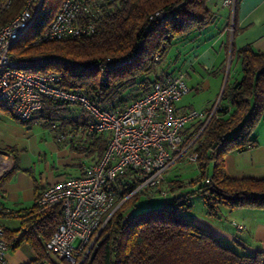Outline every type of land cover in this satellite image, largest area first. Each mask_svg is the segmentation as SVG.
<instances>
[{"label": "trees", "instance_id": "trees-1", "mask_svg": "<svg viewBox=\"0 0 264 264\" xmlns=\"http://www.w3.org/2000/svg\"><path fill=\"white\" fill-rule=\"evenodd\" d=\"M24 1L13 0L6 17L13 16ZM208 1L99 0L92 14L78 17L80 23L92 24L91 33L33 44V39L49 25L62 2L43 0L30 26L32 31L16 40L12 55H41L52 59L40 69L59 71L61 86L87 95L98 107L120 111L147 92L161 76L175 74L171 72L175 69H168L170 63L183 62L185 52L201 30L214 20ZM156 11L163 12L164 17H155ZM232 54L240 62L241 78L233 83L226 81L214 114L199 134L201 121L185 127L187 140L197 134L192 146L197 153L198 174L187 184L199 192L211 216H218L222 207L264 208V178H234L224 170V156L252 145L250 135L264 118V51L256 52L247 44ZM107 57L121 64L104 75L96 65H90ZM164 59L166 63L160 66ZM64 105L67 104L45 100L41 109L49 114ZM0 112L12 115L2 102ZM30 121L20 122L27 125ZM84 134L88 144L75 148L87 155L94 153L98 159L109 135L87 131ZM4 151L15 157L14 147H6ZM127 176H120L116 183L122 197L133 187L123 179ZM179 186L175 184V188ZM38 197L22 213L15 212L20 217L19 227L15 230L2 227L3 237L8 248L16 249L25 242L36 251L37 257L25 264H58L46 251L45 243L60 221V206L39 205ZM138 197V194L129 196L112 213L100 230L89 258L81 264H264L261 251L253 254L237 251L194 223L187 214L191 204L186 200L171 199L162 206L132 212ZM11 214H14L11 210L0 207V218Z\"/></svg>", "mask_w": 264, "mask_h": 264}, {"label": "built area", "instance_id": "built-area-1", "mask_svg": "<svg viewBox=\"0 0 264 264\" xmlns=\"http://www.w3.org/2000/svg\"><path fill=\"white\" fill-rule=\"evenodd\" d=\"M98 1L62 0L49 25L32 43L91 33L92 24L80 23L78 17L92 14ZM232 1L223 0V4L229 5ZM12 3L13 0H0V102L20 121L32 119L45 100L78 104L90 116L84 130L109 135L101 157L83 165L80 175L49 183L37 200L42 206L59 204L61 210L60 221L45 243L46 251L71 264H81L89 258L108 218L129 196L168 195L163 187L168 169L181 158L196 161L193 141L214 114L218 102L208 110L190 108L178 112L175 103L189 88L184 73L177 72L161 76L147 92L120 111L98 107L87 95L61 86L59 71L40 69L52 59L41 55H12L13 45L31 26L43 0H25L13 16L6 17ZM154 16L162 19L164 13L156 11ZM120 64L107 57L90 65H96L104 75ZM196 120L202 125L197 134L187 140L185 127ZM8 165L0 169V174ZM126 174L128 176L123 179L131 182L133 187L122 197L116 183ZM8 249L0 224V264H10Z\"/></svg>", "mask_w": 264, "mask_h": 264}, {"label": "crops", "instance_id": "crops-1", "mask_svg": "<svg viewBox=\"0 0 264 264\" xmlns=\"http://www.w3.org/2000/svg\"><path fill=\"white\" fill-rule=\"evenodd\" d=\"M208 6L214 15L213 22L201 30L199 37L185 52L183 62H172L168 66V69H175V73L183 72L185 81L188 78L192 82L190 90L198 96L203 89L210 90L206 99L201 98L199 107L202 110L210 109L219 101L227 80L233 83L241 78L240 62L232 51L247 44L256 52L264 51V0H238L236 8L223 4V0H209ZM69 105L60 106V110L49 114L41 109L27 125L13 114L0 112V156L9 158L8 168L0 174V207L14 213L0 218L3 228L17 229L20 217L15 212L22 213L23 209L31 206L49 183L66 176H78L82 173L83 165L96 160L94 153L87 155L75 148L78 146L76 143L80 147L88 144L84 125L90 116L77 113ZM192 107L195 108L192 104L184 103L182 97L175 103L178 112ZM57 113L62 121L53 120ZM35 122L39 125L32 127ZM250 139L252 145L224 156V170L228 176L264 178L263 117L254 127ZM6 147L15 148V157L4 151ZM184 160L188 161L183 158L178 161L186 165ZM188 167L191 172H196L195 175L198 174L195 162ZM164 182V188L168 191L164 203L176 198L186 200L191 204L187 214L194 223L237 251L250 254L261 251L264 260V208L230 210L222 207L218 216H211L195 188H192L191 195L184 189L175 188V184L182 183L172 178L169 172ZM170 188L173 190L170 191ZM192 198H197L198 203ZM196 204L198 208H195ZM36 257V251L25 242L16 249L9 248L7 252L10 264H25ZM53 259L56 260V257Z\"/></svg>", "mask_w": 264, "mask_h": 264}, {"label": "rangeland", "instance_id": "rangeland-1", "mask_svg": "<svg viewBox=\"0 0 264 264\" xmlns=\"http://www.w3.org/2000/svg\"><path fill=\"white\" fill-rule=\"evenodd\" d=\"M232 2L233 3H230L228 6L232 7L234 5V3H235V0L232 1ZM31 31H32V28L31 27L27 28V30H26L25 35L23 36V38H25ZM165 63H166V59H164L162 61V63L160 64V66H163ZM169 63L170 62H168V64ZM171 72H175V70H171ZM158 74H160V73L158 72ZM186 84H187L189 90L182 96V101L184 103H186V104H192L195 107L194 109H196V110H201V108L199 107L202 104L201 98L206 99L209 96L208 93L210 92V90H208L207 88H205V89L202 90L201 94L198 96L197 93H195L193 90L192 91L190 90L191 85H192V82L189 81L188 78H187ZM69 106H70V108L76 110L77 113H81L82 112L84 114H88L87 111H85V110L83 111L79 107L78 104H71ZM197 107H199V108H197ZM53 120L54 121H57V122L62 121L61 119L59 120V114L58 113L57 114H54ZM34 125L36 127L39 124L36 123V122L35 123H32V127H34ZM66 140L69 141L70 139L69 138H66ZM76 144L77 145H80L79 143H76ZM2 157L5 158L6 160H9V158H7L5 156H0V158H2ZM191 163H194V162L185 161V164L188 165V166ZM186 165H183L182 162L177 161V162H175V164L171 165L172 167L169 168L167 172L170 173V175L172 176V178L179 179L180 184L182 183L177 189H184L185 190L184 192L191 193L193 191L192 188H194V187H193V185L187 184V182L190 181L192 178H194L196 176L195 175L196 172H194V171L191 172V170L189 169V167L186 166ZM6 169L7 168H5V170ZM163 183H164L163 184V187H164V185H166V183L165 182H163ZM189 195H191V194H189ZM191 200L194 201L195 203H198L197 202V198H195V199L192 198ZM162 205H164V197L163 196H159L158 194H156V195H153V196L150 197V196H146V195H143V194H139V197L137 199L136 206L132 210V212H139V211H142L144 209H148V208H152V207H156V206H162ZM195 208H198V205L197 204H196V207ZM55 257L56 256H52V258H55ZM56 261H57L58 264H69V262L63 261V260H61L58 257H56Z\"/></svg>", "mask_w": 264, "mask_h": 264}, {"label": "bare ground", "instance_id": "bare-ground-1", "mask_svg": "<svg viewBox=\"0 0 264 264\" xmlns=\"http://www.w3.org/2000/svg\"><path fill=\"white\" fill-rule=\"evenodd\" d=\"M8 165V161L5 158H0V169Z\"/></svg>", "mask_w": 264, "mask_h": 264}]
</instances>
